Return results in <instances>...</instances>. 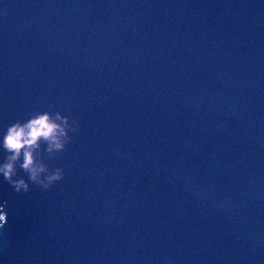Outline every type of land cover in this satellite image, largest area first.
Masks as SVG:
<instances>
[{
    "label": "water",
    "instance_id": "95a60500",
    "mask_svg": "<svg viewBox=\"0 0 264 264\" xmlns=\"http://www.w3.org/2000/svg\"><path fill=\"white\" fill-rule=\"evenodd\" d=\"M45 111L0 264H264V0H0V141Z\"/></svg>",
    "mask_w": 264,
    "mask_h": 264
},
{
    "label": "clouds",
    "instance_id": "9594fccd",
    "mask_svg": "<svg viewBox=\"0 0 264 264\" xmlns=\"http://www.w3.org/2000/svg\"><path fill=\"white\" fill-rule=\"evenodd\" d=\"M77 122L69 117L61 116L59 112L53 117L49 112L31 115L26 122L16 121L11 124L0 141V146L7 153L3 163H0V176L17 193H28L30 184L43 190H49L64 177V170L60 167L49 169V166L38 160V149L41 142H47V152L52 160L57 153L65 150L71 137L68 133L76 132ZM18 169L26 176L27 181L18 177ZM224 202L218 207H226ZM6 223V212L0 209V227Z\"/></svg>",
    "mask_w": 264,
    "mask_h": 264
}]
</instances>
